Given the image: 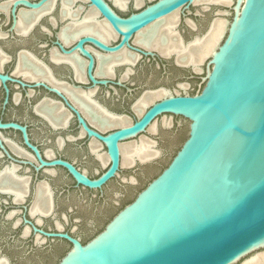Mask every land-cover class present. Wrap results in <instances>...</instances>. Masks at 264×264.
Returning a JSON list of instances; mask_svg holds the SVG:
<instances>
[{
    "label": "flooded vegetation",
    "instance_id": "obj_1",
    "mask_svg": "<svg viewBox=\"0 0 264 264\" xmlns=\"http://www.w3.org/2000/svg\"><path fill=\"white\" fill-rule=\"evenodd\" d=\"M14 1L0 0V261L58 264L71 244L48 234H68L87 242L134 198L133 186L145 179L147 183L165 163L123 167L119 176L97 189L78 185L67 168L50 163L65 161L90 179L99 177L109 166L106 148L83 123L107 135L121 126L119 119L129 125L136 118L135 105L151 92L194 94L202 63L196 67L180 63L176 52L164 57L171 53L146 48L136 42L137 35L113 52L84 42L82 47L93 58L94 82L89 58L76 47L79 38L94 34L80 32L74 40L61 37L62 31L66 34L71 24L82 21L91 10L87 2L52 0L42 9L19 5L13 13ZM105 1L121 17L136 11L135 0H127L124 7ZM216 10H185L177 27L182 40L175 33L173 40L187 47L208 29ZM20 19L24 27L31 23L26 32L20 31ZM93 22L106 24L96 13ZM108 29V41L94 36L117 46L120 38ZM147 50H154L155 56L142 53ZM160 119L149 130L157 127L153 138L160 155L172 156L187 135V122L175 116L168 119L170 124ZM132 163L123 164L122 156L124 166ZM133 177L136 183H131Z\"/></svg>",
    "mask_w": 264,
    "mask_h": 264
},
{
    "label": "water",
    "instance_id": "obj_2",
    "mask_svg": "<svg viewBox=\"0 0 264 264\" xmlns=\"http://www.w3.org/2000/svg\"><path fill=\"white\" fill-rule=\"evenodd\" d=\"M51 1H14L12 12L19 5L38 9ZM84 1L120 38L114 47L94 35L77 40L76 47L89 58V76L94 82L90 73L93 58L82 47L84 42L113 52L173 13H178V22L172 30L182 40L177 30L180 15L185 17L184 11L189 13L191 6H200L202 12L217 8L208 29L194 40L206 36L216 18H230H225L221 39L201 64L194 94L167 91L142 114L135 111L136 118L129 125L107 135L83 123L89 135L106 148L109 166L99 177L90 179L65 161L50 163L67 168L78 185L97 189L119 176L123 167L146 164L160 155L153 138L157 127L149 130L158 117H181L187 122V135L169 162L101 231L85 243L68 234H48L71 244L58 264H236L263 249L264 0H232L229 5L149 0L144 5L135 3L136 11L127 17L116 14L105 0ZM142 53L156 54L154 50ZM142 137L153 142L157 156L145 161L135 158L123 166L121 144L139 142ZM136 182L133 177L131 183Z\"/></svg>",
    "mask_w": 264,
    "mask_h": 264
},
{
    "label": "bare ground",
    "instance_id": "obj_3",
    "mask_svg": "<svg viewBox=\"0 0 264 264\" xmlns=\"http://www.w3.org/2000/svg\"><path fill=\"white\" fill-rule=\"evenodd\" d=\"M114 2L118 6L124 7L127 0H114ZM135 2L137 6H139L142 0H135ZM196 2L201 4L214 2V3L229 5L231 4L232 0H196ZM49 3H47L46 5H48ZM42 8H38V9H42ZM51 8H52V4L49 5L47 8H44L43 10L39 11L37 13L36 19H38L42 14L48 12ZM91 10L93 9L91 8ZM91 10L88 11V13L86 14V16L82 21L76 22L75 24H71V26H69L68 31L66 33L69 36H66L65 31H62L61 32L62 39L65 38L66 40L69 37L71 38V40H74L79 35V33L82 32V33L97 35L102 39L108 41L109 27H107L106 24H104L103 22H97V23L93 22L95 13H93L94 11L92 12ZM67 15L70 16L71 13L68 11ZM177 15L178 13H173L167 16L166 18H164L163 20L157 21L147 26L146 28H144L143 30L137 33L136 42H139L141 45L145 46L146 48L156 49L163 55H168L171 52H176L178 62L183 64H191L196 67L198 64L204 63L206 58L212 53L214 47L221 39L226 27V19H222L219 17L216 18L212 23L211 28L206 36L202 38H198L197 40L195 39V41L190 43L188 46L186 45L187 47H181L177 44V42L173 40L175 32L171 30V28H173L178 22ZM18 25L21 32H26V30L29 29L31 23L28 26L24 27V22L22 19H20L18 21ZM165 94L166 93L163 90L155 91L147 94L145 98L139 100L138 103L135 105V110L137 114L139 115L142 114L144 107L146 105L148 104L150 105V103H153L154 101H156V99L158 100L159 98L166 96L168 92L166 95ZM163 121L165 124H170V120L166 118H164ZM117 124L121 126H125L128 124V121L124 119H119L117 121ZM150 130H153V126L150 128ZM147 139L142 138L140 140V143L137 145L133 143H125L123 145L121 144L122 145L121 154L123 156V164L127 165L134 162L133 159H135L136 157L141 161H145L157 156V151H155L156 149L154 147L153 148L155 150L152 149L153 142L151 143L150 140L148 139L149 140L148 141ZM0 264H2L1 261ZM243 264H264V253L251 256V258H249L248 260L246 259V261L243 262Z\"/></svg>",
    "mask_w": 264,
    "mask_h": 264
},
{
    "label": "rangeland",
    "instance_id": "obj_4",
    "mask_svg": "<svg viewBox=\"0 0 264 264\" xmlns=\"http://www.w3.org/2000/svg\"><path fill=\"white\" fill-rule=\"evenodd\" d=\"M149 0H142V5H144V4H146L147 2H148ZM140 4V5H141ZM192 8H194V10L195 11H198L199 9H200V6H191ZM178 16V15H177ZM222 17H224V18H227V19H229V17H227V15H222L220 18H222ZM224 18H222V19H224ZM167 118V119H172L171 118V116H163L162 117V119H160V120H163V118ZM156 123H154L153 125H155ZM170 158H171V155H165V156H162V155H160V156H158V157H156V159H154V161H152V162H154V163H156V164H161V163H165V165L169 162V160H170ZM161 169L159 168V170H157V174L159 173V171H160ZM156 174V175H157ZM154 177V176H153ZM152 177V178H153ZM146 179L145 180H143V181H139V183L137 184L136 183V185H134L133 186V189H134V191H135V193L137 192V191H139L141 188H143L144 186H145V184H146ZM262 253H264V248L263 249H259V250H257L256 252H254L253 254H250V255H248V256H246L245 258H242L239 262H237L236 264H243V262H245L246 261V259L248 260L249 258H251V256L253 255H256V254H262Z\"/></svg>",
    "mask_w": 264,
    "mask_h": 264
}]
</instances>
